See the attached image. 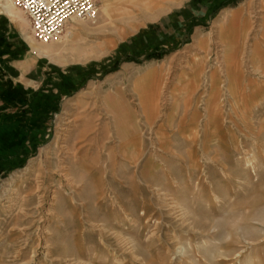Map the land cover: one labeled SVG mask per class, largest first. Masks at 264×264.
<instances>
[{
    "label": "rangeland",
    "instance_id": "obj_1",
    "mask_svg": "<svg viewBox=\"0 0 264 264\" xmlns=\"http://www.w3.org/2000/svg\"><path fill=\"white\" fill-rule=\"evenodd\" d=\"M137 1L41 44L0 0L59 66L36 93L0 72V264H264V61H224L264 56V0Z\"/></svg>",
    "mask_w": 264,
    "mask_h": 264
},
{
    "label": "crops",
    "instance_id": "obj_2",
    "mask_svg": "<svg viewBox=\"0 0 264 264\" xmlns=\"http://www.w3.org/2000/svg\"><path fill=\"white\" fill-rule=\"evenodd\" d=\"M129 1L131 2L133 6H137L139 8L145 7L146 4L148 3L147 0H144L147 2L144 4L143 2H140L137 0H129ZM155 1L156 0L151 1V5L152 4L155 5ZM118 3L119 4L117 5L113 4V7H112V6H109L111 5L110 0H104L105 7L108 10L107 13L109 14L112 12H117V13H120L121 15H126V16L129 15L130 11L129 9H127L128 7H126V4H125L126 2L125 3L118 2ZM2 8L6 14L3 15L0 13V72H2V74L5 75L6 77L12 79L14 81V84H16L18 88H21L24 91H26L27 89H30L33 93H36V89L38 88V86H41L43 82H45L46 78L48 80L51 77H53L55 73L58 74L59 66L47 61L46 59L42 57L35 56V55L41 56L40 52H42V50L34 46L35 48H37L35 50L32 44L30 43L31 41L28 38V36L25 34L23 35L21 29L17 28L18 22L15 20L17 16L13 14L12 6L10 4H5L2 6ZM237 10L238 8H235L233 10H230L229 12L231 11L233 12ZM238 13L239 12L232 14L233 16H232V19L230 20V23L228 24V26L227 25L226 27L224 26L221 31H223L225 35V33L227 32H231L234 29H239L243 32L241 40L245 41L247 37H249V34H251L250 32L251 28H249L250 22L249 20L248 21H237L239 20ZM255 17L256 16L252 17V20H254L255 22L256 20H262V17L261 18H258V17L255 18ZM254 21L253 23H255ZM237 23H239L238 28L235 27L236 25H238ZM122 24H125V22ZM260 26L261 25H259L258 27L261 28ZM70 29H73V32L78 31V29L76 28L71 27ZM220 32H219V36H220ZM219 43H220L221 52H223L225 48L224 46L225 44L223 45L221 41ZM201 45H202L201 41L198 40L197 48L199 50H200ZM226 45L228 47L229 52L226 58H224V61L226 63V67L229 66L230 68L231 76L233 75V73L236 74L238 72L242 64L244 65L245 63H248L250 65L252 57H254L253 62L255 64L262 63L261 60L264 61V59L262 58L264 56L262 55L259 44H254L248 52H244L243 50L241 54H240L241 51L239 49H242L245 45L236 47L234 43L232 44L229 41L226 42ZM214 52H215L214 56H216L218 52V47H216V45L214 48ZM244 56L245 58H243ZM195 57L197 58L195 60L199 62V59L201 57H198V56H195ZM246 57H248V60H246ZM215 73H218V72H214L211 75H209V79ZM201 76H202L201 72L200 73L197 72L194 75L195 78H200ZM219 78H220L219 73L218 75L216 74L214 76L215 81L213 83L215 86H218ZM151 84L150 83L147 84L148 88L150 89L151 87L154 86L155 82ZM41 93L44 94L45 92H41ZM152 102H153V99L150 101V104H152Z\"/></svg>",
    "mask_w": 264,
    "mask_h": 264
},
{
    "label": "built area",
    "instance_id": "obj_3",
    "mask_svg": "<svg viewBox=\"0 0 264 264\" xmlns=\"http://www.w3.org/2000/svg\"><path fill=\"white\" fill-rule=\"evenodd\" d=\"M26 19L33 39L47 44L59 39L76 23L92 22L98 15L96 0H10Z\"/></svg>",
    "mask_w": 264,
    "mask_h": 264
},
{
    "label": "bare ground",
    "instance_id": "obj_4",
    "mask_svg": "<svg viewBox=\"0 0 264 264\" xmlns=\"http://www.w3.org/2000/svg\"><path fill=\"white\" fill-rule=\"evenodd\" d=\"M12 4V3H11ZM128 9V8H127ZM77 24V23H76ZM31 43V42H30ZM35 50L37 49V48H35V47H33ZM60 48V47H59ZM40 52V51H39ZM46 53L47 52H40V55L41 56H45L46 55ZM52 54V53H51ZM49 56V55H48ZM47 55H46V57L47 58H49ZM52 56V55H51ZM50 56V57H51ZM53 57V56H52ZM51 59V58H50ZM149 98V97H148ZM153 99V102H152V105H154L155 107H157L158 106V100H157V93H154V95L152 96V98H150V99H147V101L146 102H149L150 103V101ZM62 176V175H61ZM67 185H68V183H66ZM101 229H99V231H100ZM104 232V231H103ZM102 234V232H100V235ZM122 241V240H121ZM121 243V242H120ZM122 244V243H121ZM131 243L130 242H125V243H123V246L126 248V247H128L129 245H130ZM133 248H134V246H132ZM128 249V248H127ZM126 249V250H127ZM132 251V250H131ZM133 252V251H132ZM75 264H80V263H75Z\"/></svg>",
    "mask_w": 264,
    "mask_h": 264
}]
</instances>
